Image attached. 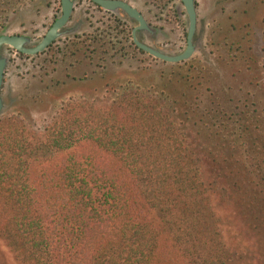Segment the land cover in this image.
<instances>
[{
    "label": "trees",
    "instance_id": "trees-1",
    "mask_svg": "<svg viewBox=\"0 0 264 264\" xmlns=\"http://www.w3.org/2000/svg\"><path fill=\"white\" fill-rule=\"evenodd\" d=\"M160 62L174 97L127 83L106 105L64 104L41 132L0 117V238L18 264H264L262 112L192 108L200 59ZM218 210L261 233L254 255L227 248Z\"/></svg>",
    "mask_w": 264,
    "mask_h": 264
},
{
    "label": "rangeland",
    "instance_id": "rangeland-1",
    "mask_svg": "<svg viewBox=\"0 0 264 264\" xmlns=\"http://www.w3.org/2000/svg\"><path fill=\"white\" fill-rule=\"evenodd\" d=\"M126 1L143 13L153 29L152 33L139 32L143 42L170 55L183 51L188 18L178 0ZM75 4L69 25L76 30L57 38L44 53L19 56L3 47L2 55L9 63L0 117L16 115L31 130L41 132L64 104L86 100L106 105L127 83L154 91L164 89L166 93L173 84V97L179 94L183 87L172 78L170 65L129 47L130 39L125 37L136 23L119 11L112 15L100 10L88 0H75ZM59 7L60 0H0V32L27 34L34 45L60 13ZM196 11L193 56L200 59L205 70L199 79L202 86H196V91L184 89L193 102L191 107L213 99L230 110L249 105L264 116V0H196ZM114 17L123 24L117 25ZM75 33L81 35L79 43L86 40L79 45L80 50L72 43ZM95 35L100 40L93 43L88 38ZM109 41L122 42L112 48ZM84 44L108 52L95 53L90 59L85 56L89 54L84 52ZM121 47L123 51H119ZM122 52L126 54L122 56ZM169 77L172 82H167ZM218 211L227 248L238 244L241 251L254 255L261 233L250 231L239 217L236 221L225 219V212ZM0 264H18L1 238Z\"/></svg>",
    "mask_w": 264,
    "mask_h": 264
},
{
    "label": "water",
    "instance_id": "water-1",
    "mask_svg": "<svg viewBox=\"0 0 264 264\" xmlns=\"http://www.w3.org/2000/svg\"><path fill=\"white\" fill-rule=\"evenodd\" d=\"M98 4L101 8L117 12L118 10L123 11L128 17L134 20L137 25L132 29L131 35L134 44L143 51L152 55L153 57L160 59L165 62L178 63L189 59L196 50V44L193 41V36L196 28V10L194 0H181L188 16V28H187V40L185 49L176 55H169L162 52L159 49L153 48L143 42L137 37V32L147 31L153 32L152 27L147 23L143 14L131 4L123 0H92ZM74 2L73 0H61V14L55 19L51 27L47 30L44 37L36 45L27 47L30 43V38L24 35H9L6 33L0 34V89L3 82L4 68L6 65L7 57L2 55L1 47L8 45L19 52L26 54H37L43 51L49 44H51L56 38L69 34L76 30V27L62 29L69 21L71 13L73 11ZM4 102L0 96V115L3 113Z\"/></svg>",
    "mask_w": 264,
    "mask_h": 264
},
{
    "label": "flooded vegetation",
    "instance_id": "flooded-vegetation-1",
    "mask_svg": "<svg viewBox=\"0 0 264 264\" xmlns=\"http://www.w3.org/2000/svg\"><path fill=\"white\" fill-rule=\"evenodd\" d=\"M91 4H93L94 6H96L98 9H100V10H104L105 12H107V13H109V14H114L115 12H111V11H107V10H105V9H103V8H101L98 4H96V3H94L92 0H88ZM123 1H126V0H123ZM179 2H180V4H181V6H182V8L184 9V12H185V14L187 15V13H186V10H185V8H184V6H183V3H182V1L181 0H178ZM73 2H74V7H73V11H72V13H71V16H70V19H69V21L66 23V25L64 26V27H62V29H66V28H71V27H74V26H71V25H69L70 23H71V21H72V18H73V13H74V11H75V7H76V4H75V0H73ZM127 2V1H126ZM129 3V2H128ZM194 3H195V10H196V0H194ZM130 4V3H129ZM132 5V4H131ZM133 6V5H132ZM134 7V6H133ZM136 8V7H135ZM59 10H60V13L57 15H55L54 16V18H53V21H52V23L50 24V26L47 28V30L51 27V25L53 24V22L55 21V19L61 14V0H60V7H59ZM139 10V9H138ZM119 12H121L122 14H124V16H125V18H127L129 21H132V22H134V23H136L134 20H132V19H130L129 17H128V15L126 14V13H124L123 11H120V10H118ZM140 11V10H139ZM141 12V11H140ZM142 13V12H141ZM176 13H177V11H176ZM143 14V13H142ZM144 16V15H143ZM122 17V16H121ZM115 18V20H116V24L117 25H119V24H123L122 22L123 21H121L120 19H118L117 17H114ZM144 18H145V16H144ZM187 18H188V16H187ZM118 19V20H117ZM146 20V19H145ZM120 21V22H119ZM147 21V20H146ZM148 23V22H147ZM149 24V23H148ZM135 25H137V23L135 24ZM134 25V26H135ZM150 25V24H149ZM133 26V27H134ZM133 27L129 30L130 31V35H131V32H132V29H133ZM196 27H197V11H196ZM47 30L45 31V33L43 34V36L41 37V39L44 37V35L46 34V32H47ZM74 32V31H73ZM140 32H142V31H140ZM2 32H0V34H1ZM72 33V32H71ZM129 33V32H128ZM16 34H18V35H24V36H27V37H29L30 38V43L29 44H27L26 46L27 47H32V46H34V45H36L38 42H40V40L36 43V44H34V45H32L31 44V37L29 36V35H27V34H23V33H15V34H9V35H16ZM74 35H79L78 33H75V34H73V38H74ZM80 36V38H74V41L72 42L73 43V45L74 46H76L77 47V50H80V48H79V45L82 43H80L79 44V39H81V35H79ZM195 36H196V28H195V32H194V36H193V41L195 42V40H196V38H195ZM137 37H138V39L141 41V42H143L141 39H140V36H139V32H137ZM59 38V37H58ZM125 38H127V36L125 37ZM128 39H130V41H132L133 42V40H132V35H131V37L130 38H128ZM57 40V38L51 43V44H49L43 51H41V52H39V53H37V54H34V55H31V54H26V53H23V52H19V51H17V50H15L14 48H12V47H10V46H8V45H3L2 47H1V53H2V49H3V47L4 46H7V47H9L10 49H12L14 52H15V54H18L19 56H26V57H29V56H35V55H38V54H41V53H44L47 49H49L51 46H52V44L55 42ZM186 40H187V31H186ZM83 41H85L86 42V40L84 39ZM129 41V42H130ZM85 42H83V43H85ZM74 43H77V44H79V45H75ZM82 43V44H83ZM134 43V42H133ZM143 43H145V42H143ZM146 44V43H145ZM85 45V44H84ZM135 45V44H134ZM148 45V44H147ZM136 46V45H135ZM150 46V45H149ZM137 47V46H136ZM152 47V46H151ZM185 47H186V44H185ZM138 48V47H137ZM154 48V47H153ZM139 49V48H138ZM157 49V48H156ZM185 49V48H184ZM183 49V50H184ZM140 50H142V49H140ZM143 51V50H142ZM196 51V50H195ZM182 52V51H181ZM180 52V53H181ZM144 53H146V54H148L147 52H145L144 51ZM195 53V52H194ZM194 53H193V55H194ZM72 54H75V53H72ZM89 54V53H88ZM179 54V53H178ZM96 55V54H95ZM148 55H150V54H148ZM170 55V54H169ZM176 55V54H175ZM191 56L189 59H191L192 57H194V56ZM86 57H90L89 55H85ZM150 56H152V55H150ZM111 57V56H110ZM153 57V56H152ZM155 58V57H154ZM155 59H157V58H155ZM189 59H187V60H189ZM7 60H8V58H7ZM157 60H160V59H157ZM187 60H184V61H181V62H178V63H182V62H185V61H187ZM160 61H162V60H160ZM163 62H165V61H163ZM8 63H9V61H7L6 62V65H5V68H4V76H3V82H2V86H1V89H0V96L2 97V100H3V102H4V99H3V95H2V93H3V89H4V82H5V76H6V72H7V68H8ZM166 63H170V62H166ZM172 64H177V63H172ZM4 107H5V102H4Z\"/></svg>",
    "mask_w": 264,
    "mask_h": 264
}]
</instances>
